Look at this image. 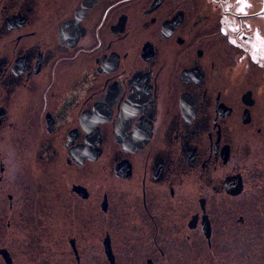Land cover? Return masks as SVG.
Returning <instances> with one entry per match:
<instances>
[{
  "label": "flooded vegetation",
  "instance_id": "af4514ba",
  "mask_svg": "<svg viewBox=\"0 0 264 264\" xmlns=\"http://www.w3.org/2000/svg\"><path fill=\"white\" fill-rule=\"evenodd\" d=\"M263 8L0 0V264H264Z\"/></svg>",
  "mask_w": 264,
  "mask_h": 264
},
{
  "label": "rangeland",
  "instance_id": "374dc122",
  "mask_svg": "<svg viewBox=\"0 0 264 264\" xmlns=\"http://www.w3.org/2000/svg\"><path fill=\"white\" fill-rule=\"evenodd\" d=\"M47 215H48V213H46ZM63 219L64 218H61V221H62V224H63V226L61 227V228H63L62 229V232H67L66 231V226H65V223H66V221H67V218H66V221H63ZM47 223V222H46ZM44 227V228H43ZM43 227L41 228V229H48V226H46V224L45 225H43ZM92 229H90V232H89V234H88V236H87V238H85V240L82 242V241H78L79 242V246L81 247V246H84V244L85 245H87V246H94V247H98L99 246V243H100V240L102 239V237H97L98 236V230H97V226L96 225H93L92 227H91ZM67 229H69V228H67ZM97 233V234H96ZM67 234L66 233H64L63 234V236H62V238H63V252H64V254L66 255H64L65 257H66V260H67V255H69V253L70 252H67V250L65 251V249H67V239L65 238V236H66ZM94 236V238H91V237H93ZM91 238V239H90ZM52 253H50V252H48L47 254H45V255H40V257L41 258H44L45 259V262H43L42 264H56V261L54 260V257H53V255H51ZM72 259H73V257H72ZM74 260V259H73ZM86 262V261H85ZM63 263V262H62ZM71 263H74V261H72Z\"/></svg>",
  "mask_w": 264,
  "mask_h": 264
},
{
  "label": "trees",
  "instance_id": "16d2710c",
  "mask_svg": "<svg viewBox=\"0 0 264 264\" xmlns=\"http://www.w3.org/2000/svg\"><path fill=\"white\" fill-rule=\"evenodd\" d=\"M35 227L37 228V226H35ZM39 232L40 233H48V229H41ZM44 239H48V236H46ZM44 245H45V249L42 250V253H41L42 255H45L49 252V241L44 242Z\"/></svg>",
  "mask_w": 264,
  "mask_h": 264
},
{
  "label": "water",
  "instance_id": "95a60500",
  "mask_svg": "<svg viewBox=\"0 0 264 264\" xmlns=\"http://www.w3.org/2000/svg\"><path fill=\"white\" fill-rule=\"evenodd\" d=\"M261 15L264 16V8H263V11H262ZM105 252H106L107 257L109 258V260L112 263V255L110 253V249H109V246L107 244L105 245Z\"/></svg>",
  "mask_w": 264,
  "mask_h": 264
}]
</instances>
